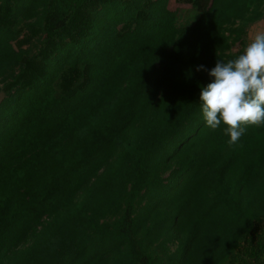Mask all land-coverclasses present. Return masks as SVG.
I'll return each instance as SVG.
<instances>
[{
  "label": "trees",
  "instance_id": "trees-1",
  "mask_svg": "<svg viewBox=\"0 0 264 264\" xmlns=\"http://www.w3.org/2000/svg\"><path fill=\"white\" fill-rule=\"evenodd\" d=\"M260 3L0 0V264H264V126L229 146L197 71Z\"/></svg>",
  "mask_w": 264,
  "mask_h": 264
},
{
  "label": "clouds",
  "instance_id": "clouds-1",
  "mask_svg": "<svg viewBox=\"0 0 264 264\" xmlns=\"http://www.w3.org/2000/svg\"><path fill=\"white\" fill-rule=\"evenodd\" d=\"M214 79L200 92L206 126L216 130L223 123L229 146L237 144L249 127L264 126V29L250 33L242 54L217 61L210 70Z\"/></svg>",
  "mask_w": 264,
  "mask_h": 264
},
{
  "label": "rangeland",
  "instance_id": "rangeland-1",
  "mask_svg": "<svg viewBox=\"0 0 264 264\" xmlns=\"http://www.w3.org/2000/svg\"><path fill=\"white\" fill-rule=\"evenodd\" d=\"M259 2V0H252V6H255L256 3ZM178 22H188L192 19H194L198 11L194 5L191 4H184V3H178ZM259 9L264 11V0H261V3L257 6ZM25 20L20 18L18 19L17 23L15 24L14 28L16 30H19V35H23L24 31L28 32L25 26ZM121 25L120 23H117V27ZM239 27H242L243 33L241 35H238V29ZM257 29H264V18L258 17L253 19L250 22H247L245 24L242 20H236L234 23H229L224 26V32L229 36V47L226 49L225 52L229 54H235L239 51H243L245 46L249 43L250 39V33H252L254 30ZM42 43V37H34L32 41L29 44H24V47L29 48V53L34 54L38 51L40 45ZM3 80L0 78V97L4 95V91L2 90ZM167 172L164 174L166 175ZM171 247H174V244L171 245Z\"/></svg>",
  "mask_w": 264,
  "mask_h": 264
}]
</instances>
